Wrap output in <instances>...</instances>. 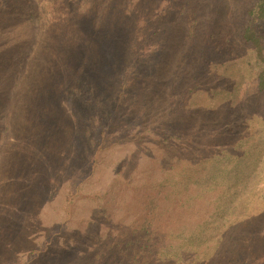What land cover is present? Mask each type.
I'll use <instances>...</instances> for the list:
<instances>
[{
    "label": "rangeland",
    "instance_id": "374dc122",
    "mask_svg": "<svg viewBox=\"0 0 264 264\" xmlns=\"http://www.w3.org/2000/svg\"><path fill=\"white\" fill-rule=\"evenodd\" d=\"M258 1L0 0V264H146L156 195L205 240L195 255L161 235L158 264H264V60L244 36L264 45ZM105 31L124 45L107 71L90 45ZM75 47L85 70L64 61Z\"/></svg>",
    "mask_w": 264,
    "mask_h": 264
},
{
    "label": "trees",
    "instance_id": "16d2710c",
    "mask_svg": "<svg viewBox=\"0 0 264 264\" xmlns=\"http://www.w3.org/2000/svg\"><path fill=\"white\" fill-rule=\"evenodd\" d=\"M249 14L251 15L252 18L256 19V20H264V0H259L258 3L256 4L255 7H253L250 11ZM84 31H83V39H85L86 37V25L84 26ZM92 29V27H91ZM64 30V28H63ZM67 31V30H65ZM95 34V31L92 29V32L89 31V34ZM97 36V34H96ZM245 39L249 42H252L255 51L258 54V57L264 60V45L261 42V38L259 36L256 35L255 31L252 29H248L245 32ZM96 38V37H95ZM95 38H92L95 39ZM102 40L103 41H99L96 39L97 43H91L90 45L93 46V44H97V46L102 45L103 49H104V53L101 51V53L98 56L99 57V62L98 66H101L102 68L106 69L105 66L110 65L111 67L116 64V62H119V58H122V52L124 48V45L121 44V41H118V38L114 35L109 34V31H105L102 32ZM51 41L53 42V40L51 39ZM81 45L84 43L81 42ZM77 46V44H76ZM51 48V47H50ZM71 53H68V51H60V58L62 60V58L65 57V55L68 53V55H66V59H64L65 63H68L71 67H79V70H85L86 69V64L89 65L88 63H90L91 61L95 62L94 58H86L85 61L80 59V56H86L87 52L84 51H80L79 53L77 52V48H73L72 51H70ZM16 54V52H15ZM64 54V55H63ZM96 57V56H95ZM8 57H6V74H7V79L11 78L14 75H11L8 77L9 72L8 70V64L9 61L7 59ZM44 58V57H43ZM104 58V62H108L110 60H112L111 62L108 63H104L102 60ZM124 58V57H123ZM38 59L41 60V57ZM37 59V60H38ZM45 63H42L43 67L45 66L46 63H51V59L49 58H44ZM98 62V61H97ZM32 64V63H31ZM119 64V63H117ZM37 65H38V61H37ZM90 66V65H89ZM96 68V70H97ZM122 68V67H121ZM41 72L42 69L40 68ZM93 70V69H92ZM108 69H106L107 71ZM91 74L94 73L93 71H89ZM80 73H84V72H80ZM86 75L88 73H85ZM93 76V75H92ZM95 77L98 76V74L95 73L94 75ZM93 76V77H94ZM75 77H82L80 74H76L73 75V77L70 78V82L72 80V78ZM99 77V76H98ZM59 78H64V74L62 73L60 75ZM6 79V82H7ZM58 83H62V82H58ZM258 89L261 93H264V69L259 73L258 75ZM10 103V95L9 93H6V111L8 110V104ZM46 106V104H45ZM45 106L43 107L44 110H47L49 112H54L57 108L56 106H54L53 104L49 103L47 105V109L45 108ZM25 107H28V104H25ZM32 118L36 119V124H41L39 122V118L36 116H32ZM35 124V125H36ZM238 193H235L234 191H232L231 194V199L228 200L226 202V205L230 206L233 209L232 211H236L238 210L240 207V203H238V197H237ZM188 201H191V198H188ZM165 205L164 203V199L161 197V195H156L155 198L152 199V201L149 202L148 204V214L145 216L142 226L138 229L136 236L139 239L145 240L147 242L152 243V246L155 245V249L152 252V254L149 253V244L146 243L145 246L142 245L141 247H138V250L141 251V253L144 252L142 256V258L146 259V264H158V262H166L164 259V253L162 251H164L165 249H161L160 247H156V243L158 242L159 239H161V235L163 236H168V235H174V236H180L181 238H185V243L187 246L190 247H196V252L195 255L200 254V252L197 251V248L199 247L201 249L203 243L205 242V240L202 239V237L197 233V231L200 230V224H192L189 223V226L185 227V226H177V220L178 218L173 214V212L171 211V209H166L170 211V215H165L168 214L166 212H164L162 207ZM194 200L192 203V207L194 206ZM242 209V208H241ZM163 211V212H162ZM191 214H194V212H192ZM168 222V223H165ZM201 232V231H200ZM140 243V242H138ZM138 243L136 245H138ZM134 245V242H131V246ZM197 245V246H196ZM184 248H182L183 250ZM218 249V248H217ZM215 249V251L217 250ZM226 252H230L228 249H226ZM146 253H149V255L146 257ZM160 255V257H158ZM175 254H170L169 256V263L168 264H177L174 263V256ZM214 257V259H201V261L199 263H195V264H214V262L216 264H222L220 263V260H218L217 257V253H213L212 255ZM217 257V258H216ZM158 261V262H157Z\"/></svg>",
    "mask_w": 264,
    "mask_h": 264
}]
</instances>
